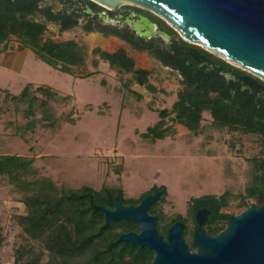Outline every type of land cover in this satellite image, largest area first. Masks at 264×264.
Returning <instances> with one entry per match:
<instances>
[{"label":"rangeland","instance_id":"374dc122","mask_svg":"<svg viewBox=\"0 0 264 264\" xmlns=\"http://www.w3.org/2000/svg\"><path fill=\"white\" fill-rule=\"evenodd\" d=\"M173 29L176 37L181 36ZM78 31L59 32L48 25L43 33L55 40L76 38L85 46L84 60L71 65L72 73L51 66L29 47L20 48L15 35L6 46L0 43V153L34 156V171L26 177H49L57 186L121 187L124 197L137 198L153 185H164L165 192L154 205L158 222L171 225L178 215L184 217L187 244H192L196 226L192 197L228 190L223 210L230 213L254 203L253 197L243 200L238 194L253 176L251 159L263 155L264 138L259 133L216 123L207 109L194 132L172 118V104L184 85L177 72L159 65L146 52L124 47L114 37L78 35ZM93 47L108 51L124 47L137 66L148 68V82L154 88L125 81L131 72L92 53ZM28 82L33 83L30 94L36 95L31 105L29 97L11 98L9 92L19 93ZM39 84L56 88L59 95L35 91ZM64 94H68L65 99ZM162 109L168 110L164 125L169 133L162 138L143 136L159 120ZM24 212V193L7 174H0V264H15L27 255H40V263L48 258L40 241L19 224ZM222 224L216 220L206 227Z\"/></svg>","mask_w":264,"mask_h":264},{"label":"trees","instance_id":"16d2710c","mask_svg":"<svg viewBox=\"0 0 264 264\" xmlns=\"http://www.w3.org/2000/svg\"><path fill=\"white\" fill-rule=\"evenodd\" d=\"M28 8L19 0H0V43L3 42L6 46L7 40L15 35L19 38L20 48L29 47L37 57L51 66L72 73L71 65L80 64L84 60L83 46L74 39L55 40L44 37V23L28 16ZM193 45L197 49V53H191L194 61L207 59L208 62L219 64L240 80L228 84L225 77L218 79L212 71L207 78L187 74V78L183 80V88L177 91V98L172 104L175 112L172 118L197 132L202 111L207 109L216 123L256 132L264 138V107H259L248 93V88L255 93L264 92V80L233 66L223 58L213 56L202 46ZM94 52L107 59L111 65L132 72L139 83L154 88L146 78L148 70L134 68L133 58L124 49L108 51L96 47ZM243 84L248 88L242 89ZM32 86L33 83L28 82L19 93L9 92V95L19 100L29 97L31 105L32 99L36 97L35 94H30ZM34 89L42 90L48 97L59 95V91L48 84H39ZM67 97L68 94L62 96L64 99ZM167 113L168 110L162 109L159 120L149 125L142 135L152 138L166 136L170 129L164 125ZM69 121L75 122L74 118H69ZM50 124H53V120H50ZM251 160L253 176L245 191L238 195L243 200L253 197L254 203H262L264 151L263 155ZM33 161L34 156L0 153V174H7L24 193L25 212L20 215L19 224L28 236L40 241L48 254L43 263L39 262L40 255H27L15 264H150L153 255L151 249L119 238L123 232L138 230L137 223L128 218H112L106 223L103 212L94 205L103 204L113 208L116 196L123 204H137L153 191L159 192L158 200L165 192L164 185H153L137 198L124 197L121 187L103 186L96 189L88 184L79 187L57 186L49 177H26L34 171ZM229 195L230 192L226 190L219 195L207 193L195 196L192 197L194 203L190 208L194 205L211 207L213 203L225 205ZM156 201L149 204L148 212L156 216V228L165 237L170 223L162 226L158 222L159 213L154 209ZM214 207L216 212V205ZM229 214L220 212L218 215L226 218ZM179 219L185 222V218L180 215L174 221ZM185 232L186 228L183 236ZM187 245L190 249L193 248L192 244Z\"/></svg>","mask_w":264,"mask_h":264},{"label":"water","instance_id":"95a60500","mask_svg":"<svg viewBox=\"0 0 264 264\" xmlns=\"http://www.w3.org/2000/svg\"><path fill=\"white\" fill-rule=\"evenodd\" d=\"M93 1L108 7L128 2L150 8L176 28L184 40L199 43L264 79V0ZM150 27L154 31V26ZM158 195L155 191L137 204H123L116 196L113 208L94 206L103 212L106 223L112 218L137 223L138 230L123 232L119 238L151 249L150 264H264V202L251 203L230 214L215 234H206L202 229L208 210L199 208L191 250L183 237L182 220L174 221L165 237L157 230L156 216L148 212V206Z\"/></svg>","mask_w":264,"mask_h":264},{"label":"flooded vegetation","instance_id":"af4514ba","mask_svg":"<svg viewBox=\"0 0 264 264\" xmlns=\"http://www.w3.org/2000/svg\"><path fill=\"white\" fill-rule=\"evenodd\" d=\"M19 1L29 7L28 9H30V11L28 16L44 23L45 27L48 25L54 26L59 32L78 29V35L98 34L103 38L114 37L122 41L124 47L126 46L136 51L146 52L159 65L174 70L177 72L182 82L187 78V74L193 73L196 77L207 78L211 71L218 79L222 76L225 77L228 84H231V81L240 80L230 71L221 68L219 64L208 62L207 59L202 58L199 61H194L191 53H197L195 45L184 40L181 36L176 37L173 27L161 15L150 8L128 2L122 3L117 7H108L93 0ZM150 25L154 26V31H151L152 28ZM148 31L149 33H147ZM160 31L167 33L168 36H164ZM140 32L146 33L141 34ZM67 39H74L77 41L76 38ZM78 44L83 46V50L85 51V46L80 42H78ZM124 47L119 48L125 50ZM95 48L96 47L91 48L92 53H94ZM119 48L112 51H116ZM105 60L108 61L107 59ZM108 63L110 64L109 61ZM137 67L148 70V68L137 66L134 63V68ZM149 73L150 72H147L146 74L148 81L150 76ZM124 80L137 81L132 72L128 78ZM247 88L248 86L246 84L242 85V89ZM248 90V93L255 99L257 105L259 107H264V92L255 93L249 88ZM157 197L153 202L157 200ZM215 205L217 208L216 212H218L217 216L214 211ZM226 205L227 204L223 205L219 203H213L211 207L207 205H194L195 222L198 209L205 207L208 211L202 223V229L206 234H215L224 227L228 216L233 214L228 212L230 214L226 218L218 215L220 212H226L223 210V207ZM216 220H222L224 224L214 229L206 227L207 223ZM196 227L197 223L194 231Z\"/></svg>","mask_w":264,"mask_h":264}]
</instances>
